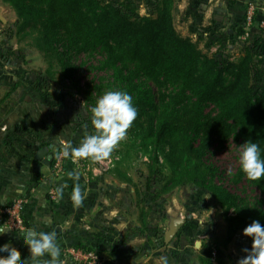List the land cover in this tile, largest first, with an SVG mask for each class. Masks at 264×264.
Returning a JSON list of instances; mask_svg holds the SVG:
<instances>
[{
    "label": "trees",
    "instance_id": "trees-1",
    "mask_svg": "<svg viewBox=\"0 0 264 264\" xmlns=\"http://www.w3.org/2000/svg\"><path fill=\"white\" fill-rule=\"evenodd\" d=\"M2 1L17 13L20 33L37 32L36 47L48 61V74L67 90L69 100L80 97L77 104L88 122L105 92L132 96L138 116L128 130L129 148L150 159L144 196L118 168L126 154L113 151L119 160L112 171L134 185L146 232L161 195L186 185L207 191L225 209L228 242L254 221L264 224V179L249 180L240 166L229 174L213 164L230 143H257L264 157V38L248 43L233 61L211 57L200 48L205 39L195 42L179 32L175 0L159 2L152 16L139 15L132 0ZM206 32L211 46H222L215 29ZM12 54L2 56L8 60ZM201 254L202 264H212L209 246Z\"/></svg>",
    "mask_w": 264,
    "mask_h": 264
},
{
    "label": "crops",
    "instance_id": "crops-1",
    "mask_svg": "<svg viewBox=\"0 0 264 264\" xmlns=\"http://www.w3.org/2000/svg\"><path fill=\"white\" fill-rule=\"evenodd\" d=\"M132 1L140 13L148 14L147 10H154L162 0ZM175 1L174 17H180L183 24L189 23L192 35L205 37L207 28L218 30L228 15L236 19L238 5L242 2ZM233 5L235 8H230ZM1 6L0 26H3L9 21ZM4 53L0 48V225L7 230L1 210L23 199L27 201L23 219L28 231L55 230L64 264H75L64 256V251L71 247L102 252L103 264H163L162 254L171 245L163 246L161 235H158L161 229L156 224H150L147 232L142 227L141 198L139 200L134 185L124 180L125 175L122 177L116 171L79 173L78 183L85 199L81 207L74 206L71 193L75 182L68 174L78 172L75 168L78 160L74 163L67 158L65 174L61 178L54 176L51 163L63 146L78 147L85 135L94 134V131L84 126L85 113L80 105L69 100L67 93L46 91L45 81L30 77L14 55L11 56L13 59L3 60ZM43 148L49 149L46 160L50 165L36 159ZM126 176L133 180L128 173ZM64 183L68 187L63 198L56 194L52 199L51 194ZM155 212L156 208L152 221L159 218ZM48 219L51 224L46 222ZM22 237L8 232L0 236V246L10 244L21 260L27 259L25 264H32ZM165 259L167 264H180L173 252Z\"/></svg>",
    "mask_w": 264,
    "mask_h": 264
},
{
    "label": "rangeland",
    "instance_id": "rangeland-1",
    "mask_svg": "<svg viewBox=\"0 0 264 264\" xmlns=\"http://www.w3.org/2000/svg\"><path fill=\"white\" fill-rule=\"evenodd\" d=\"M0 6L3 7L5 18L9 21L5 25L0 26V31H2L0 34V48L4 49V54L8 51H14L12 52L14 53L12 56L14 55V58L20 60L21 65L25 66L24 69L30 77L36 80L39 79L40 81L46 80V91L52 94L58 90L62 93H67V90L63 86L58 85L56 80H53L50 74H48V61L45 60L41 50L36 47L35 39L38 36L37 32L32 33L27 30L28 34L25 32L20 33V24L18 23L15 10L2 0H0ZM250 7H254L255 11L251 22L248 21L247 16ZM230 8L233 9L235 6L233 5ZM137 10L141 16H152L155 11L154 9L152 11L147 10L148 14L145 12L140 13L138 6ZM238 11L236 19L228 15L225 23L218 30L216 29L217 33L222 37V46H211L209 37L192 35L189 28L190 24H183L184 22L180 17L175 18V25L177 28H183L181 30L178 28V30L184 37H190L195 42L205 39L201 42L200 48L211 57L219 55L221 58L230 57L231 60L235 61L242 56L248 43L264 38V0H242L240 5H238ZM250 23L251 25H249ZM240 31H243L244 34L241 35ZM224 47H231L232 50H226ZM262 53L260 59L264 58V52ZM11 58L13 59V57ZM149 84L154 93L158 95L157 87L151 82ZM72 101L78 105L77 103H80L81 99L75 95ZM83 121L85 127L95 132L91 123L88 122L86 114ZM129 144H131V141L127 132V138L114 149L115 151L123 152L124 155L126 154L123 163L118 168L120 171L132 176L135 185L141 189L143 197L145 193V180L149 175L148 165L150 159L148 154L145 155L143 152L141 156L140 154L139 156L136 155L134 151L130 150ZM240 151L241 147L238 144L230 143L224 150L216 153L213 164L223 171L234 172L240 166ZM164 173L166 176L171 175L169 170H166ZM227 184L225 183V185ZM154 190L160 191V188L154 186ZM150 197L147 198V203L149 204L152 198ZM157 202L158 206L155 213L159 218H154V221H152V213L154 212L152 210L150 212L151 215L149 214V222L150 224H156L161 229L158 233V235H161L159 237L162 240L161 243L167 241L172 231H175L174 236L167 243L171 246L165 249L162 254L163 258L165 256L168 258L171 252H173L177 254L180 264H196L197 262H201L202 264L201 250L207 245L211 248L212 255L216 254L215 263L211 261L212 264H238V261L247 255L244 250L248 249L250 251L252 248V240L243 235L244 231L228 242L227 222L224 215L225 209L220 208L207 191L196 185L174 188L170 192L161 195ZM231 214L232 212H230L229 216ZM188 218H190V221L186 222ZM160 221H162V224L159 223Z\"/></svg>",
    "mask_w": 264,
    "mask_h": 264
},
{
    "label": "clouds",
    "instance_id": "clouds-1",
    "mask_svg": "<svg viewBox=\"0 0 264 264\" xmlns=\"http://www.w3.org/2000/svg\"><path fill=\"white\" fill-rule=\"evenodd\" d=\"M138 110L133 105V98L126 91L110 90L105 92L91 109V125L94 134H87L78 147L71 144L62 147L59 155L70 158L74 163L80 159H90L93 162H103L109 159L114 149L127 138V132L137 119ZM241 170L251 181L264 179V157L261 156L260 146L254 142H247L241 146L239 153ZM231 174V172H229ZM69 178L74 183L71 200L75 207H81L85 199L80 184L79 172H70ZM67 183L55 189L57 196L62 199ZM51 224V220L46 221ZM11 231L0 225V236ZM243 235L252 240V248L244 251L247 255L238 264H264V224L254 221L244 229ZM28 247L32 264H64L61 259L62 250L58 243L57 232H36L30 230L22 237ZM6 253V255H3ZM50 257V259H44ZM27 260V259H26ZM19 253L10 244L0 246V264H25ZM167 264L165 258H161Z\"/></svg>",
    "mask_w": 264,
    "mask_h": 264
},
{
    "label": "built area",
    "instance_id": "built-area-1",
    "mask_svg": "<svg viewBox=\"0 0 264 264\" xmlns=\"http://www.w3.org/2000/svg\"><path fill=\"white\" fill-rule=\"evenodd\" d=\"M254 7L248 9V21L251 22L254 18ZM251 25V23L249 24ZM60 152L55 154L53 158V174L57 178H61L65 174V162L66 158H63L59 155ZM119 160L116 154H112L111 157L103 162H93L90 159H80L76 163V170L79 173H101L106 174L111 172L115 166L116 162ZM52 199L56 198V193L53 192ZM27 204L26 200H18L12 203L11 205L5 207L1 210L6 229L11 228L9 231L12 234L21 236L28 232V227L26 226L23 219V212L25 205ZM64 256L72 261L75 264H103L105 261L104 254L97 250H88L81 247H71L64 251ZM212 262L215 263L216 254L212 255Z\"/></svg>",
    "mask_w": 264,
    "mask_h": 264
},
{
    "label": "water",
    "instance_id": "water-1",
    "mask_svg": "<svg viewBox=\"0 0 264 264\" xmlns=\"http://www.w3.org/2000/svg\"><path fill=\"white\" fill-rule=\"evenodd\" d=\"M49 149L48 148H43L41 149L37 155H36V159L38 161L44 162V164L46 165H50V163L46 160V157L48 155ZM175 231H172V234L170 235L169 238H167V243H169V241L172 239V237L174 236Z\"/></svg>",
    "mask_w": 264,
    "mask_h": 264
}]
</instances>
